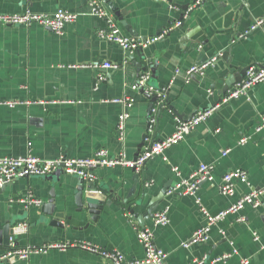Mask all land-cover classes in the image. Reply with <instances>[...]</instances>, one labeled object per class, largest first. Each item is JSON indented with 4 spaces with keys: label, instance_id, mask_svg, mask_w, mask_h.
<instances>
[{
    "label": "crops",
    "instance_id": "1",
    "mask_svg": "<svg viewBox=\"0 0 264 264\" xmlns=\"http://www.w3.org/2000/svg\"><path fill=\"white\" fill-rule=\"evenodd\" d=\"M91 1L0 0V13H51L59 8L77 13L76 20L59 32L35 23L0 24V100L32 101L13 107L0 104V157H87L99 148L107 149L112 156H136L149 100L133 87L139 72L135 62L125 59V50L99 36L105 24L103 18L91 13ZM97 1L132 37L149 38L170 28L145 47L155 64L153 81L167 91L172 107L158 113L155 104L150 139L168 137L177 119H189L206 107L215 109L182 140L162 155L150 158L137 171L121 165L95 169L96 188L107 200L94 219L87 209L76 210L80 181L62 171L52 179L33 175L0 186V227L8 219L15 225L27 223V231L14 238L17 246L87 241L119 250L126 258L140 259L144 252L136 233L141 228L111 192L125 195L133 187L130 202L141 201L136 210L142 212L164 184L177 185L189 178L200 163H207L213 166L211 178L201 181L193 194L164 198L156 212L168 208V222L154 225L152 217L145 221V228L152 231L155 245L168 253V264H264V193L258 207L245 205L212 225L206 242L189 248L181 246L206 223L198 204L213 214L264 185V128L255 127L264 117V81L238 99L224 101L226 94H218L224 84L223 75L264 62V23L239 37L256 18L264 16V0H205L199 5L191 0H116L123 20L137 35H132L102 0ZM186 3L190 5L183 9ZM176 21L181 24L175 26ZM133 54L140 66L148 67L149 60ZM201 54L214 55V64L204 75H187L186 68L200 64ZM102 61L118 62L121 67L82 66ZM146 72L150 78L151 73ZM220 96L222 101L218 103ZM121 98L131 105L113 101ZM123 111L128 117L121 141L116 126ZM242 137L246 138L244 143L239 142ZM226 149L228 152L222 156ZM236 168L246 172L247 180H236L234 192L224 195L220 192L222 176ZM47 203L52 205L53 215L44 212ZM57 215L65 228L50 223ZM238 217L242 221H237ZM8 243L0 244V253ZM223 255V260L215 261ZM0 264L110 263L88 250L70 247L50 249L25 260H0Z\"/></svg>",
    "mask_w": 264,
    "mask_h": 264
},
{
    "label": "built area",
    "instance_id": "2",
    "mask_svg": "<svg viewBox=\"0 0 264 264\" xmlns=\"http://www.w3.org/2000/svg\"><path fill=\"white\" fill-rule=\"evenodd\" d=\"M197 3H199V0H197L194 5ZM90 10L92 14L97 15L104 20L105 25L99 30V36L108 42L116 44L123 50L130 49L131 51H133L138 48H145L151 42L160 39L170 29L166 28L156 36L140 39L125 34L117 24L114 16L104 7L101 2L92 0L90 2ZM188 11L189 9L186 10V15ZM76 18L77 13H73L61 8L51 13H38L32 12L30 10H24L15 13H0V24L30 25L32 23H35L44 27H49L51 28V30L59 32L65 24L74 22ZM263 21L264 18L257 20L248 29H245L243 32H241L239 34V37L246 36L252 28H254L256 25L261 24ZM180 24L181 21H176L174 25L178 26ZM214 61L215 57L200 64H193L186 68L185 73L187 75H204L206 69L209 66H212L214 64ZM73 66L75 67L76 65ZM82 66L103 69H116L121 67L118 62L111 61H102L101 63L95 62L93 64H84ZM148 78V72L141 74L137 81L138 85L136 86V84H134L133 87L137 88L138 86L146 85ZM263 81L264 62L260 66H248L245 71L244 77L240 80V82H237L232 86V88L224 97V101L244 96L250 88ZM147 90L153 91L151 87H148ZM158 93L161 95V100L159 101V103L163 104L165 95L161 92ZM113 101L121 102L124 105H131V103L127 101L126 98H121ZM31 102L32 101L30 100L19 99L0 100V104H5L10 107L19 104H28ZM39 102L44 103L42 101ZM214 109L215 106L208 109L197 110L189 119H177L173 133L164 139L155 141L150 139V136H148L141 151L134 159L126 158L123 153H120L118 156H112L105 148H99L92 155L87 157H69L62 154L52 159H40L32 154L0 157V186L11 182L15 178H22L33 175L44 176L59 168L65 173L79 176L85 180H94V170L100 167L112 168L117 165H121L129 167L131 169L133 168L137 171L141 169L150 158L154 157L155 155H162L166 148L182 140L185 134H187L192 128H194L208 115H210ZM127 117L128 113L126 111H123L118 118L116 130L118 133V138L121 141L124 138L125 122ZM255 127L256 130L264 128V117H262L261 120H258ZM150 132L151 128L149 129V134ZM245 141L246 138L244 137L240 138L239 140L240 143H244ZM227 152L228 149L224 150L221 155L224 156ZM173 169L174 171L177 170L176 168ZM212 170L213 166L211 164L200 163L198 168L192 172L189 178L181 180L179 184L175 185L173 189L168 190L167 193H171L177 190L182 194H193L201 181L211 178ZM236 180L246 182V172L240 168L231 169L225 172L222 176L220 192L224 195L232 194L234 192V183ZM263 193L264 185L258 189L251 191L250 193L240 196L233 204L213 214L208 212L200 204H198L201 212L206 217V223L194 230L189 238L182 241L181 246L189 248L193 245L206 242L209 238V232L212 225L216 224V222H218L228 214L239 212L245 205L258 207L260 205V196ZM34 202L37 204L40 203L38 200H34ZM242 219V217H238L237 221H242ZM168 220V208L155 212L153 216L154 225H164L168 222ZM27 228L28 225L26 222L12 226L8 238V247L0 253V260H25L31 255L44 254L50 249L64 250L70 247H79L97 254L110 264H168L166 260L168 253L155 245L153 240V233L148 228L139 229L136 233V237L140 242L144 252L143 257L140 259L126 258L124 254L119 250H109L87 241L48 242L42 244H27L24 246H17L14 243L15 236L17 234L25 233L27 231ZM257 238V236H254V239ZM225 257L226 255L220 256L215 261L223 260Z\"/></svg>",
    "mask_w": 264,
    "mask_h": 264
},
{
    "label": "water",
    "instance_id": "3",
    "mask_svg": "<svg viewBox=\"0 0 264 264\" xmlns=\"http://www.w3.org/2000/svg\"><path fill=\"white\" fill-rule=\"evenodd\" d=\"M104 4H106V6L108 7V9L110 11H112L114 13V15L117 17V19L120 21L121 24H123V26L132 34V35H137L136 32L134 30H132L130 28V26L126 23L125 20H123L120 11L118 10V8L115 5V1L116 0H102ZM192 2H196L197 0H191ZM205 0H199V3H197L196 5H199L200 3H203ZM189 3H186L183 5V9H186L189 7ZM263 17H258L256 18L257 20L259 19H263ZM256 20V21H257ZM264 21L261 23L263 24ZM259 24V25H261ZM47 29L51 30V28L46 27ZM125 52V59L128 60L129 62H135V65L137 67V70L139 71L138 74L136 75V86L138 85V78L140 77L141 74L145 73L146 71H149L151 73V77L147 80L146 85L144 86H138L137 89L138 91L143 94L144 96H146V98H148L149 103H148V107H147V119H146V127H145V131L142 134L141 137V141L138 144V152L136 154V156L139 154V151H141L145 140L148 136H150L149 134V129L152 127V119H153V112L155 109V104H157V112L160 113L162 111L165 110L166 107L172 109V107L169 105L168 99H167V91L164 90L163 88L159 87L156 83H154V70H155V64L153 61L149 60L151 58L152 55H150L147 51L146 48H138L135 49L133 51H131L130 49H127L124 51ZM133 52H136L142 60H149L148 61V67L147 66H140V64L138 62H136L135 60V55L133 54ZM149 54V55H148ZM203 56H201L202 58L199 59V63L204 62L205 60L214 57V55H206V54H201ZM248 66H244L241 67L235 71H233L231 74H227L226 76L223 75L224 77V84L222 86V89L220 90V92L218 94L221 95H225L228 93V91L232 88V86L234 84H236L237 82H240V80L244 77L245 71L247 69ZM148 69V70H147ZM152 78V80H151ZM148 87H151L153 89V91H149L147 90ZM250 90V89H249ZM161 92L162 94L165 95V98L163 99V104L159 103V101L161 100V95L158 93ZM248 93V91L246 92V94ZM238 99V98H236ZM222 101V96H220L218 98V103ZM210 107H206L205 109H208ZM257 124V122H256ZM134 156L133 159L136 157ZM136 170L132 168V172H135ZM60 172H62V170L56 169L54 172H52L50 175H46V177L48 179H52L53 177H55L57 174H59ZM78 180L80 181L78 186H77V191H76V202H77V211L80 212L83 209H87L89 214L91 215V218L94 219L95 215L98 213L99 210L102 209L104 202L107 200V197L104 196L101 192L98 191V189L96 188L95 182L94 180H85L79 176H77ZM132 178L134 179V182H136L138 180V177L136 175V173H134V175L132 176ZM175 185L172 186V184H170L169 182L164 184V186L160 189V191L152 196L150 198V200L146 203L145 207L143 208L142 212H138L136 210V207L141 205V201L139 202H134L131 203V194H132V190L133 187L127 192V194L122 195L120 193H118L117 191L115 192H111L112 193V197H114V199L119 200L122 204H124L126 207V211L127 213L131 216V218L137 222V224L139 225V227L141 229L145 228V221L148 220L149 218H152L156 212V210H158V205L164 200V198H169V196L172 198V196H175V194L177 195H181L182 193L180 191H173L171 193H167L168 190H171L174 188ZM148 189V188H147ZM146 188H143V194L146 193ZM166 194H168L166 196ZM49 209V210H48ZM52 209V205L50 203H47L45 206H43V210L46 214L49 215H53V209ZM57 216H53L52 220H51V224L55 225L59 228H65V225L61 222L60 218ZM67 219H70V217H67ZM12 221V219H8L5 224H3L0 227V244L1 245H7L8 243V238L10 235V230L12 228V226L15 225V223ZM18 223V222H16Z\"/></svg>",
    "mask_w": 264,
    "mask_h": 264
}]
</instances>
